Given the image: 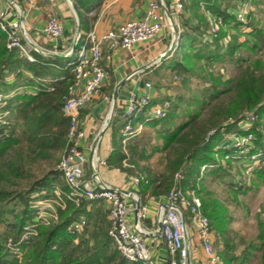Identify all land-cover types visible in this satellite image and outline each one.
Returning a JSON list of instances; mask_svg holds the SVG:
<instances>
[{
  "label": "trees",
  "instance_id": "obj_1",
  "mask_svg": "<svg viewBox=\"0 0 264 264\" xmlns=\"http://www.w3.org/2000/svg\"><path fill=\"white\" fill-rule=\"evenodd\" d=\"M182 2L186 16L182 14L179 18V35L185 44L180 42L179 49L169 60L168 69L173 76L187 81L188 75L197 74L195 68H201L203 60L208 65L216 62L244 65L235 79H224L214 73L198 75L209 82V87L203 89L201 109L190 115L187 121L173 128L166 125L175 114L178 106L175 103V108L171 107L165 117L146 123L145 127L165 123L164 128L156 132L161 142V170L153 174L146 166L138 170V160L147 159L148 154L139 143L134 142L128 144V163L131 166H123L126 153L120 144L115 146L108 163L130 176H137L136 194L144 202L146 197L162 199L173 187L194 189L202 165L218 164L221 167L214 158L217 151L220 153L226 148V153H233L234 147L221 146L225 139L223 136L229 132L237 133L241 120L264 118V57L249 61L241 51L242 48L253 54L264 51V28L252 25L251 18L245 23L251 31L245 33L248 38L244 40H240L239 33H231V37L225 40L230 32L224 29L210 38L206 35L209 23L202 11V3L207 11L238 30L241 22L235 19L232 11L227 10L232 0L226 2L225 8L220 6L222 0ZM6 43V35L0 32V93L6 94L16 88H23L25 92L7 97L0 107V111H4L0 112V264H141L129 262L120 254L108 234L110 221L98 223L91 217L87 209L88 201L70 194L69 187L57 170L59 159L53 160L55 154L64 152L68 143L69 119L62 107L70 96L68 89L74 83L72 67L67 68L70 72L64 79L47 82L45 79L50 75L55 80L60 60L40 58L39 63H32L18 49H8ZM22 65L28 66L33 77L22 72ZM169 100L168 97L152 99L151 104ZM12 103L14 107L11 109ZM209 106L212 109L208 117L203 118L204 109ZM13 110L14 116L10 118ZM4 113L5 116L2 115ZM142 118L140 115L138 120ZM250 123L249 130L239 134L253 132L258 137L253 141L255 149L264 151V139H261L253 121ZM145 130L137 136V140L147 135ZM32 168L38 169L37 175ZM176 174H182L183 178H176ZM249 175L264 183V164L252 167ZM231 185L236 186L235 191L249 186L240 180ZM56 188L60 189V194H56ZM42 199L50 202L55 199V211L49 210L48 205L40 204ZM203 207L210 224L221 238V249L217 251L220 264H245L251 252L256 250L261 251L264 264V220L259 221L257 234L260 249L248 244L237 252V238L228 226L224 207L211 198L204 201ZM82 217L86 223L81 231L71 232L69 225ZM32 228L34 233L28 234Z\"/></svg>",
  "mask_w": 264,
  "mask_h": 264
},
{
  "label": "built area",
  "instance_id": "obj_2",
  "mask_svg": "<svg viewBox=\"0 0 264 264\" xmlns=\"http://www.w3.org/2000/svg\"><path fill=\"white\" fill-rule=\"evenodd\" d=\"M182 10V0H174L173 11L176 18L180 16ZM233 13L240 22H243L246 18V13L242 9L236 8V13ZM166 18L161 2L150 0L142 18L129 19L119 25L118 28L106 31L101 35H97L93 30H88L83 35L78 36L73 60L68 65L72 67L75 80L83 81V89L79 94L70 95L62 107L64 114L69 119L66 134L68 143L59 157L57 170L69 187L71 195L81 197L89 202L106 201L108 203L110 221L108 234L117 250L127 261L140 262L141 264H189L191 247L188 239L192 230L203 251V259L199 264H220V257L214 248L217 236L211 229L210 221L203 212L201 200L195 194L194 189L184 190L181 186L173 187L167 192L164 199L165 204L174 206L165 209L162 203L158 205L156 219L161 223V236L168 251V260L159 262L151 256L150 250L140 235V229L133 230L128 226L127 214L129 207L122 195L102 189L97 185L85 183L83 180L86 156L79 145V140L84 137V132L80 128L78 116L80 109L91 100L106 77V71L102 63L104 59L109 57V54L103 53L102 46L105 45L108 51L119 48L130 49L135 44L153 38L164 26ZM19 28V22L6 21L4 12L0 11V31L7 37L6 47L8 49H18L29 61H33L21 42L18 34ZM176 29L179 34L181 29L178 24ZM44 31L51 37H59L62 35V26L54 16H51L48 18ZM216 34V24L211 25V28L206 31V35L210 38L215 37ZM22 92H25L23 88H18L6 94L0 93V107L5 103L4 99ZM152 99V84L149 81L144 83V90L141 95H132L128 99L123 111L124 121L120 131L121 146L124 152L128 141L137 137L148 121L161 119L171 110L169 101L152 105ZM140 115L143 116L142 120H138ZM250 121L252 122L253 118L241 120L238 123V128L242 132H247L251 126ZM228 139H230L231 146L234 147L233 152L239 151V154H231L230 157L236 160L238 164H244L246 177L252 167L264 164V151L255 149V145H253L254 138L250 133L245 135L233 133L229 135ZM250 150H252L251 153ZM242 154L243 156H241ZM125 160L124 164L127 165ZM210 166L209 164L202 165L200 172ZM175 177L182 179L183 175L176 174ZM246 177L240 179V182L245 183ZM131 180L134 185H137L138 179L136 177H131ZM132 200L134 203L135 200L140 202L137 219H145L147 208L141 203L140 197L135 194ZM49 207L50 205H48ZM50 214L54 216L52 213ZM182 214L185 217V223L182 221ZM85 223L86 220L82 217L72 222L68 229L71 232H79ZM24 238H27V236Z\"/></svg>",
  "mask_w": 264,
  "mask_h": 264
},
{
  "label": "crops",
  "instance_id": "obj_3",
  "mask_svg": "<svg viewBox=\"0 0 264 264\" xmlns=\"http://www.w3.org/2000/svg\"><path fill=\"white\" fill-rule=\"evenodd\" d=\"M150 0H0V11L4 12L5 20L9 22L17 21L20 24L18 34L27 53L33 58L32 63H39L40 58H50L60 60V66L53 75L47 77V82H55L64 79L69 72L68 63L73 60L72 46L75 36L83 35L88 30H93L97 35H101L109 30H114L129 19H140L144 16L148 2ZM162 4V10L170 12L171 20L175 27L179 25V18H176L173 11L174 0H158ZM75 6V9L72 7ZM77 11V13L75 12ZM54 16L62 26V35L51 37L45 33L44 27L48 18ZM180 27V25H179ZM177 30V29H176ZM1 32V31H0ZM173 38L171 23L168 18L162 29L151 39L135 44L130 49L119 48L108 51L105 45L102 46L104 54L109 57L103 60V67L106 77L101 87L93 95L79 112V125L84 132V137L79 140V145L86 156L83 180L85 183L97 185L101 181L107 186L136 194L137 185L132 183L131 177L121 168L112 166L108 159L112 155L115 146H121L119 139L123 123V111L132 95H141L144 90V83L149 81L152 84L153 100L158 99V94L166 92V74H171L168 63L176 49L163 61L158 58L164 53ZM78 42V41H77ZM77 47V44H76ZM71 52L70 55H67ZM24 74L33 77V73L28 66L22 65ZM170 72V73H169ZM11 76L9 75V78ZM21 81H19L20 83ZM22 84V83H20ZM117 88V98L113 106V92ZM51 87V86H49ZM18 89V88H16ZM83 89V81L75 80L69 87V95L79 94ZM33 92V90H31ZM14 104H11V109ZM112 110L110 123L99 139L96 148V170L98 178L94 179L89 170L88 157L93 141L101 129L106 124L108 116ZM14 116V110L10 113V118ZM230 139H223L222 146H230ZM122 149V146H121ZM105 163H102V162ZM123 166H127L124 164ZM138 196V195H137ZM129 207L127 214L128 226L135 230L140 229V234L145 244L150 250L151 256L159 262L168 260L167 247L162 236L156 235V214L159 203L165 204L164 197L160 200H152L148 197L145 202L141 200L147 208V216L143 220H136L134 213V201L124 197ZM60 200V199H59ZM87 209L91 217L99 221L109 222L108 203L106 201H88ZM49 210L55 211L51 204ZM190 256L189 264H199L203 259V251L195 233L191 230L189 234Z\"/></svg>",
  "mask_w": 264,
  "mask_h": 264
},
{
  "label": "rangeland",
  "instance_id": "obj_4",
  "mask_svg": "<svg viewBox=\"0 0 264 264\" xmlns=\"http://www.w3.org/2000/svg\"><path fill=\"white\" fill-rule=\"evenodd\" d=\"M228 1L230 0H222L220 6L222 8H225L228 4L226 2ZM215 2L217 3V1ZM203 4L204 3H202V11L204 12L209 23L207 31L211 28V25L216 24L217 33L221 29L230 32V34L225 37V40H228L229 37H231V33H239L240 40L248 38L245 33L250 32L251 29L250 27L246 26L245 23L248 22L251 18L252 25L264 28V0H232V2H230L229 6L227 7L228 11L236 13V8H239L245 11L246 13V18L243 22H241L240 28L238 30L236 28H231V24H225V22L221 18L215 17L210 11H207ZM235 19L237 20L236 17ZM183 42L185 41H181V44H185ZM241 51L243 52V54L247 55L246 57L249 61L254 58L256 59V57H264V51H258L256 54L251 53V51L249 50L245 51V48H242ZM200 65L201 68H195V72L197 74L188 75V79L185 82L180 76L175 77L172 73L168 75L166 74L165 76L168 78L165 82L166 92L161 94L159 93L158 99L163 100L167 97L170 98L169 101L171 102V107L173 109L175 108L173 106L175 103H177L178 105L176 106L174 116H172V118L166 123L169 128H173L174 126H177L180 123L187 121L190 118V115L193 116L195 113L198 112V110L201 109L204 98L203 89L209 87V82L203 80L198 75H203V73H214V75L216 76L222 75L224 79H235L239 75V72L242 70V65H244V63L234 64L231 62H216L208 65L203 60L200 62ZM211 109L212 108H210V106L204 109L203 118L208 117V113L209 111H211ZM0 112L3 113L4 111ZM2 115L5 116L6 114L4 113ZM253 124L254 127L259 130L261 139H264V118H257L253 120ZM164 126L165 123L157 124L156 126L147 125V127H145L147 135H145L144 138L137 140V137H134L133 139L128 141V144L133 142L139 143L141 149H144L145 152L148 154L147 159L143 158L138 160V170H140L142 166L148 167L152 174L161 170V167L163 165L161 160L162 151L160 150L161 142L160 139L157 138L156 132L162 130ZM239 132L241 133V129L238 128L237 133ZM231 134L233 133H226L223 137L225 139H228L229 135ZM251 135L254 140H258L257 135H255L253 132ZM128 144L126 146L125 151L127 156L125 161L127 166H131V164L128 163V158L130 154L128 151ZM154 145L158 146V149L156 148V146L154 149ZM256 149L260 150V148ZM225 150L226 148L221 150L220 153H218L217 151L214 154V158L218 162H220V168L218 167V164H209L211 165V168H206L204 171L199 173V176L196 179V187L194 188V192L201 200L203 212L204 201L209 198L215 199L218 204L220 203L224 207L226 219H228V226L231 230V233L235 234L237 238V252H239L243 247H245V245L248 244H252V246L256 245V247L260 249L261 242L257 239V234L259 229V221L264 220V183L256 180L255 178H252V176H250L249 174L246 177L244 164L236 163L234 159H231V153L228 154L225 152ZM232 154L237 155L239 154V151L237 150ZM59 155V153L55 154L53 160H55V158L59 159ZM241 156H243V154ZM32 169L34 170L35 175H37L38 169ZM140 173L142 174V172ZM132 177L137 178V176ZM245 177L246 183L249 186H247V188H244L243 190L235 191L236 188L234 187L236 186H232L231 183H236V181L238 182L240 179ZM55 192L56 194H60V189L56 188ZM209 194L211 195V197H208ZM39 202L43 205L57 204V201L55 199H52L51 202L46 199H42ZM210 226L215 235L217 236V239L214 242V248L216 251H220V246L222 244L221 238L218 236L216 230L212 227L211 224ZM32 232L34 233L33 228L32 230H28V234H31ZM245 264H262L261 251H252L248 261L245 262Z\"/></svg>",
  "mask_w": 264,
  "mask_h": 264
},
{
  "label": "water",
  "instance_id": "obj_5",
  "mask_svg": "<svg viewBox=\"0 0 264 264\" xmlns=\"http://www.w3.org/2000/svg\"><path fill=\"white\" fill-rule=\"evenodd\" d=\"M72 7L75 9L74 5H72ZM75 12L77 13V11H75ZM165 13H166L167 18L169 19V21L171 23V27H172V31H173V38H172V40H171V42L169 44L168 49L164 53H162L160 55V57L158 58V61H160V62L165 60L167 57H169L171 55V53L176 49V46L179 45L180 42H181V37L177 33L176 27H175L174 23L171 20L170 12L168 10H165ZM78 36H79V32L75 36V41H74V44H73L72 50H71L72 52L76 48ZM70 54H71V52H69L67 55H70ZM118 86H119V84L115 87V90L113 92V106H112V110L114 109V106H115V101H116V98H117V88H118ZM112 110H111L110 115L108 116L106 124L101 129V131L98 133V135L95 137V139L93 141V144H92V148H91L89 157H88L89 170H90V172L92 174V177L94 179L98 178V172L96 170V164H97L96 148H97V144H98L99 139L102 136L103 132L106 130V128L108 127V125L110 123L111 116H112ZM98 186L101 187L102 189H106V190H110V191L116 192L119 195L131 198V199H133L134 195H135L132 192L125 191V190L119 189L117 187L107 186V185L103 184L101 181H98ZM139 206H140V202L138 200H135L134 213H135V219L136 220H138L137 219V211H138ZM172 206H174V205L163 204V207L165 209L171 208ZM181 217H182V221L185 223L184 215L182 214ZM156 225H157V229H156L155 234L160 236L161 235V223L157 219H156ZM140 234H143V232H140Z\"/></svg>",
  "mask_w": 264,
  "mask_h": 264
}]
</instances>
